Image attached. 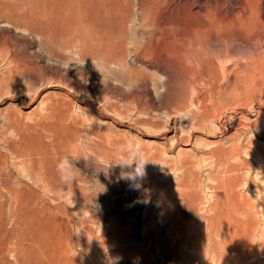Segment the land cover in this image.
<instances>
[{
    "label": "rangeland",
    "instance_id": "rangeland-1",
    "mask_svg": "<svg viewBox=\"0 0 264 264\" xmlns=\"http://www.w3.org/2000/svg\"><path fill=\"white\" fill-rule=\"evenodd\" d=\"M28 3L0 14V44L40 68L0 54V264H264V0ZM38 13L100 29L107 55L53 60Z\"/></svg>",
    "mask_w": 264,
    "mask_h": 264
},
{
    "label": "bare ground",
    "instance_id": "bare-ground-1",
    "mask_svg": "<svg viewBox=\"0 0 264 264\" xmlns=\"http://www.w3.org/2000/svg\"><path fill=\"white\" fill-rule=\"evenodd\" d=\"M174 1V0H173ZM174 3V2H173ZM172 3V4H173ZM180 3V2H179ZM14 4H16V2H11V1H9V0H0V14H1V12H2V17L3 16H5L4 18L6 19V20H8V22H10V21H15V20H18L17 19V13H16V10L18 9L17 7H16V5H14ZM28 0H18V3H17V5L19 6V9H18V11L20 10H23V11H25V7H26V5L28 6ZM34 4V3H33ZM98 4V3H97ZM107 5V4H106ZM168 6H170V5H168ZM182 6V5H181ZM50 7H51V9H52V5H47V9L49 8L50 9ZM164 7H165V5H164ZM176 8V7H175ZM174 8V9H175ZM178 8V7H177ZM182 8V7H181ZM173 9V8H172ZM165 10H167V9H165ZM178 10V9H177ZM19 11V12H20ZM39 11V10H38ZM174 11V10H173ZM177 12V11H176ZM201 12V11H200ZM178 13V12H177ZM199 13V12H198ZM40 13H38V15L37 16H35V23L31 26V27H29V30H30V32L34 35V36H38V37H42V39L44 40V42H45V44L48 46V48H49V50H48V54L52 57V59L53 58H55L56 60H58V61H61V63H63V62H65V61H67L68 60V57H66L65 55H64V53L62 54V51L63 50H65V49H70V50H73V48H74V50L75 49H77V57H76V59H79V60H81V61H85V62H88V61H90L89 59L91 58V57H93V58H104V56H105V54L107 55V52L105 51L106 50V36H105V34L103 33V31H101L100 29H92V28H86V29H81V28H78V29H75V28H65V27H61L60 25H58L57 23L56 24H54V25H49V26H47V25H44L43 23H42V20L40 19V15H39ZM173 14V13H172ZM94 15V14H93ZM171 15V14H170ZM175 15V14H174ZM195 15V14H194ZM176 16V15H175ZM188 16V15H187ZM192 16L193 15H191V18H192ZM27 17V16H26ZM171 17V16H170ZM196 17V16H195ZM197 17H198V15H197ZM98 18V17H97ZM187 18V17H186ZM200 18V17H199ZM28 19V18H27ZM177 19V18H176ZM189 19V18H188ZM192 19H194V18H192ZM21 20V19H20ZM171 20V19H170ZM182 20H184L183 18H182ZM187 20V19H186ZM57 21V20H56ZM224 21V20H223ZM94 22H95V20H94ZM93 22V23H94ZM166 22V21H165ZM167 22H169V21H167ZM186 22V21H185ZM187 22H188V20H187ZM189 22H191V19H190V21ZM231 22V21H230ZM21 23V22H20ZM28 23H29V21H28ZM173 23V22H172ZM182 23V22H181ZM201 23V22H200ZM199 23V24H200ZM92 24V23H91ZM180 24V23H179ZM178 24V25H179ZM183 24V23H182ZM188 24V23H187ZM197 24V23H196ZM183 25H185V24H183ZM192 25V24H191ZM221 25V24H220ZM11 26V25H10ZM189 26V25H188ZM187 26V27H188ZM199 25H197V27H198ZM91 27H92V25H91ZM100 27V26H99ZM183 27V26H182ZM190 27V26H189ZM188 27V28H189ZM118 28V27H117ZM120 28V27H119ZM193 27H191V29H192ZM201 28V27H200ZM26 29V28H25ZM103 29V28H102ZM203 29V28H202ZM19 30V29H18ZM120 30V29H119ZM105 31H107V30H105ZM25 33V32H24ZM115 34V33H114ZM118 34V33H117ZM154 35V34H153ZM184 35H186V34H184ZM180 36H181V34H180ZM183 36V35H182ZM182 36H181V38H182ZM189 36V35H188ZM179 37V36H178ZM185 37V36H184ZM187 37V36H186ZM29 38V37H28ZM35 38V37H34ZM33 38V39H34ZM39 38V39H40ZM133 39V38H132ZM169 39V38H168ZM9 40V39H8ZM154 40V39H153ZM26 42V41H25ZM121 42V41H120ZM136 42V41H135ZM9 43V42H8ZM38 43V42H37ZM41 43V42H40ZM41 45V44H40ZM113 45V44H112ZM131 45V44H130ZM129 46V45H128ZM132 46V45H131ZM29 47V46H28ZM39 47V46H38ZM46 49V48H45ZM36 51V50H35ZM37 51H38V49H37ZM42 51V50H41ZM157 51H158V49H157ZM65 52H67L68 53V51H65ZM130 52V51H129ZM70 53V52H69ZM143 53V52H142ZM156 53V52H155ZM0 54H1V56H3V58L4 59H6V60H9L8 62L10 63V64H12L13 65V67L15 68V70L16 71H19V72H21L22 74V76H27V77H29V75L31 74H33V73H39V71H40V68H39V65L37 64V62H36V56L35 55H33V54H29V52L26 50V47H18V46H13V44H12V46H11V44L9 45V44H0ZM36 54H37V52H36ZM40 54V53H39ZM141 54V53H140ZM162 54V53H161ZM161 54H160V56H161ZM164 54H165V52H164ZM68 55H70V54H68ZM73 55V54H72ZM0 56V57H1ZM76 56V55H75ZM163 56V55H162ZM74 57V56H73ZM159 57V56H158ZM37 58H40V57H37ZM48 58V57H47ZM52 59H51V61H52ZM75 58H72V59H70V60H74ZM107 59V58H106ZM111 59V58H110ZM159 59H161V58H159ZM164 59V58H163ZM1 61H3V59L1 58L0 59ZM38 60V59H37ZM54 60V59H53ZM152 60V59H151ZM40 61V60H39ZM97 61V60H96ZM102 61V60H101ZM100 61V62H101ZM57 62V61H56ZM119 62V61H118ZM127 62V61H126ZM1 63V62H0ZM6 63V62H5ZM4 63V64H5ZM61 63H60V65H61ZM81 63H83V62H81ZM99 63V61L97 62V64ZM120 63V62H119ZM8 64V63H7ZM6 64V65H7ZM41 64V63H40ZM65 64V63H64ZM84 64H86V63H84ZM94 64H95V62H94ZM12 65H10V66H12ZM54 65V64H53ZM57 65H59V64H57ZM66 65V64H65ZM105 65H107V64H105ZM104 65V66H105ZM115 65V64H114ZM117 65V64H116ZM120 65H122V64H120ZM8 66V65H7ZM88 66V65H87ZM6 67V66H5ZM83 67V66H82ZM65 68V67H64ZM103 68V67H102ZM108 68V67H107ZM125 68V67H124ZM7 69H8V67H7ZM162 69V68H161ZM167 69V68H166ZM165 70V69H164ZM8 71H10L11 72V69L9 70L8 69ZM7 71V72H8ZM10 72H8L9 74H10ZM57 72V71H56ZM169 72V71H168ZM15 73V72H14ZM17 74V73H16ZM50 74V73H49ZM168 74H170V73H168ZM34 75V74H33ZM51 75V74H50ZM44 76V75H43ZM49 76V75H48ZM53 76V75H52ZM168 76H170V75H168ZM7 77V76H6ZM5 77V78H6ZM8 77H10V76H8ZM15 77V76H14ZM40 77V79H38V80H43V78H42V76L40 75L39 76ZM85 77V76H84ZM25 78V77H24ZM32 78V77H31ZM51 78V77H50ZM86 78V77H85ZM169 78V77H168ZM11 79V78H10ZM47 79V78H46ZM60 79V78H59ZM58 79V80H59ZM3 80H4V78H3ZM9 80V79H8ZM12 80V79H11ZM20 79H18V81H19ZM29 80V79H28ZM33 80V78L31 79V81ZM36 80L37 79H35V82H36ZM49 80V79H48ZM170 80V79H169ZM6 81V80H5ZM18 81H17V83H18ZM26 81V80H25ZM24 81V79H23V82H25ZM30 81V80H29ZM56 81V80H55ZM54 81V82H55ZM7 83H8V81H6ZM22 82V83H23ZM45 83V85H46V82H44ZM48 84H49V81L47 82ZM0 84H2V83H0ZM41 84H42V82H41ZM7 85V84H6ZM11 85V84H10ZM21 85V89H22V84H20ZM28 85V84H27ZM168 85V84H167ZM5 87V86H4ZM8 87V86H7ZM169 87V86H168ZM167 87V88H168ZM27 88V87H26ZM5 89V88H4ZM7 89V88H6ZM29 89H31V88H29ZM73 89V88H72ZM171 89V88H170ZM14 90V89H13ZM174 90V89H173ZM172 90V91H173ZM26 91V90H25ZM12 92H14V91H12ZM168 93V92H167ZM109 106V105H108ZM111 108H113V106L111 107ZM35 150V149H34ZM29 151H30V149H29ZM27 152H28V150H27ZM29 154V158L31 157V153L29 152V153H27V155ZM12 155H16V153L15 154H12ZM22 155V154H21ZM23 155H24V152H23ZM23 155H22V157H23ZM20 156V155H19ZM25 156V155H24ZM15 157V156H14ZM16 157H17V155H16ZM30 161H32L31 160V158H30ZM31 163V165H32V162H30ZM42 165V164H41ZM40 165V166H41ZM30 167H33V166H30ZM52 166H50V167H47L46 169H44V171L45 172H43L44 173V177L46 178H44L46 181H48V183L49 184H51L52 185V180L50 179V174H51V172L53 171V170H51L50 168H51ZM33 168H35V167H33ZM43 168H44V166H43ZM43 168H40L41 170L43 169ZM38 169H39V165H38ZM259 169H261V167H259ZM259 173H261V172H259ZM39 176V175H38ZM37 178V177H36ZM39 178H41V177H39ZM43 179V178H42ZM231 179V178H230ZM35 180H38V179H35ZM248 180V179H247ZM4 181V180H3ZM233 181V180H232ZM237 181H239V180H237ZM40 182V181H39ZM43 182V181H42ZM42 182H40V183H42ZM241 182V181H240ZM2 183V182H1ZM69 188L68 189H70L71 191H73L74 190V181H73V179H67L65 182H64ZM64 185V184H63ZM49 186V185H48ZM1 187H2V185H1ZM60 187H61V184H60ZM63 187V186H62ZM9 190V189H8ZM182 198H183V196H181ZM177 198H180L179 196L177 197ZM181 198V199H182ZM185 198V197H184ZM177 200V199H176ZM175 200V202H177V204L176 205H178V204H180V203H178V201L179 200H177L176 201ZM179 202H181V200L179 201ZM186 202V201H185ZM185 202H183V203H185ZM182 203V204H183ZM240 203H242V202H240ZM244 203V202H243ZM243 203H242V205H243ZM246 203V202H245ZM233 204V203H232ZM235 204V203H234ZM176 205H174V206H176ZM237 205V204H236ZM236 205H233V208H235L234 206H236ZM240 205V204H239ZM246 206L248 205L249 206V203L247 204H245ZM256 205V204H255ZM179 206V205H178ZM184 206H185V204H184ZM238 206V205H237ZM251 206H253L252 204H251ZM231 207V206H230ZM260 207V206H259ZM264 207V206H263ZM174 208V207H173ZM227 208H229V207H227ZM237 208V207H236ZM235 208V209H236ZM239 208V207H238ZM241 208H242V206H241ZM240 208V209H241ZM256 208V207H255ZM257 209V208H256ZM174 210V209H173ZM187 210V209H186ZM226 210V209H225ZM264 210V208L262 209V211ZM175 211H176V208H175ZM261 211V212H262ZM225 212V211H224ZM231 212V211H230ZM242 212H244V213H246L245 211H242ZM260 212V211H259ZM226 213H227V211H226ZM178 214V213H177ZM176 214V215H177ZM240 214H241V212H240ZM243 214V213H242ZM262 214H264L263 212H262ZM181 215L183 216L182 218H183V220L181 221V224L179 223V230H180V235L181 236H187L185 233L187 232V229H188V225H187V227L185 226L184 227V225H185V220H186V214L185 213H183V211H181ZM220 215H222V214H220ZM214 216V215H213ZM211 217V216H210ZM229 217V216H228ZM244 217V216H243ZM242 217V218H243ZM180 218V217H179ZM209 218V217H208ZM222 218V217H221ZM176 219H178V218H176ZM171 221V220H170ZM224 221V220H223ZM236 221V220H235ZM173 222V221H172ZM171 222V223H172ZM195 222V221H194ZM207 222V221H206ZM209 222V226L207 227V229L209 230L208 232H211V234L212 233H215L216 232V228H214L212 225H211V223L212 222H214V221H212L211 223H210V221H208ZM215 223V222H214ZM174 224V223H173ZM189 224H190V222H189ZM229 225H231V224H229ZM191 226H192V223H191ZM220 226V225H219ZM175 227V226H174ZM196 227V226H195ZM224 227V226H223ZM190 228V227H189ZM194 228V227H193ZM244 228H245V226H244ZM176 229H177V227H176ZM217 229H218V227H217ZM195 230V229H194ZM245 230V229H244ZM190 231H192V233H193V230H190ZM195 232V231H194ZM226 231H224V233H225ZM227 232H229V231H227ZM233 232V231H232ZM188 234V233H187ZM189 234H190V232H189ZM188 234V236H190ZM199 234V233H198ZM197 234V235H198ZM231 234V233H230ZM193 235H194V233H193ZM223 235V234H222ZM232 235V234H231ZM231 235H229V236H231ZM263 235V234H262ZM199 236V235H198ZM214 237H215V235H213ZM216 236H217V234H216ZM264 236V235H263ZM180 237V236H179ZM196 237V236H195ZM194 237V239H192L193 241L196 239ZM226 237H224L223 239H225ZM229 238V237H228ZM231 238V237H230ZM180 239V238H179ZM184 239V238H183ZM212 239V238H211ZM264 239V237L262 238V239H260L261 241ZM175 240V239H174ZM191 240V242H193ZM213 240V239H212ZM217 240H218V237H217ZM227 240H230V239H227ZM197 241V240H196ZM177 242V241H176ZM176 242H175V244H176ZM189 242V241H188ZM190 242V243H191ZM173 243V242H172ZM183 243V242H182ZM228 243H229V241H228ZM262 243V242H261ZM260 243V244H261ZM180 245V244H179ZM215 245H217V243H215ZM225 245V244H224ZM191 246H194L193 245V243H192V245ZM232 246V245H231ZM230 246V247H231ZM260 246V245H259ZM186 247H187V245H186ZM185 247V248H186ZM189 247V246H188ZM217 247V246H216ZM192 248V247H191ZM227 248V247H226ZM233 248V247H232ZM260 248V247H259ZM198 249H200V248H198ZM230 249V248H229ZM228 249V250H229ZM261 249H262V246H261ZM263 249H264V246H263ZM262 249V250H263ZM215 250V249H214ZM261 250V251H262ZM199 251H201V250H199ZM240 252V251H239ZM238 252V254H240ZM264 252V251H263ZM258 253H259V250H258ZM257 253V254H258ZM252 254H253V252H252ZM260 254V253H259ZM219 255V254H218ZM216 257V256H215ZM226 257V256H225ZM228 257V256H227ZM254 257H255V254H254ZM262 257H264L263 255H262ZM214 258V257H213ZM238 258V257H237ZM240 258V257H239ZM238 258V259H239ZM219 259H221V258H219ZM225 259H227V258H225ZM225 259H224V261H225ZM213 260H215V259H213ZM217 261V260H216ZM219 261V260H218ZM221 261H222V259H221ZM223 261V262H224ZM228 261V260H227ZM238 261V260H237ZM241 261V260H240ZM220 262V261H219ZM239 262V261H238ZM228 263V262H227ZM236 263V262H235ZM239 263H241V262H239Z\"/></svg>",
    "mask_w": 264,
    "mask_h": 264
},
{
    "label": "clouds",
    "instance_id": "clouds-1",
    "mask_svg": "<svg viewBox=\"0 0 264 264\" xmlns=\"http://www.w3.org/2000/svg\"><path fill=\"white\" fill-rule=\"evenodd\" d=\"M147 163V161L141 160L139 162V167L136 169L138 176H143L144 174V165Z\"/></svg>",
    "mask_w": 264,
    "mask_h": 264
}]
</instances>
